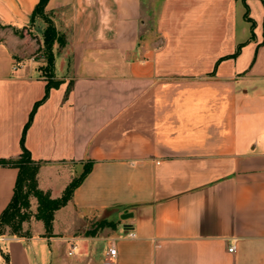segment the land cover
I'll return each instance as SVG.
<instances>
[{
    "label": "crops",
    "instance_id": "1",
    "mask_svg": "<svg viewBox=\"0 0 264 264\" xmlns=\"http://www.w3.org/2000/svg\"><path fill=\"white\" fill-rule=\"evenodd\" d=\"M39 2L0 0V25L36 32L0 39V159L45 95ZM246 4L49 0L60 86L25 146L53 199L91 171L51 235L0 237V264H264V0ZM17 177L0 166V216Z\"/></svg>",
    "mask_w": 264,
    "mask_h": 264
},
{
    "label": "trees",
    "instance_id": "2",
    "mask_svg": "<svg viewBox=\"0 0 264 264\" xmlns=\"http://www.w3.org/2000/svg\"><path fill=\"white\" fill-rule=\"evenodd\" d=\"M241 1L247 7V0ZM48 2L49 0H40L31 16L32 24H34L37 19H41L47 25L43 35V54L46 59V66L41 68L47 82L45 95L40 101L35 103L28 122L24 126L20 141L22 150L20 156L12 160L0 159L1 167L18 169V177L15 183L13 197L0 216V229H9L10 234L17 237L29 235V232L23 231V224L31 222L33 219L42 221L45 225L46 233L51 235L56 211L65 207L70 202L74 191L83 183L91 171V164L88 163L80 177L74 179L68 185L62 197L53 199L50 193L44 192L39 188L38 174L41 164L32 159L30 151L25 146L26 134L34 120L37 110L49 99L51 90L60 86V82L55 80V54L53 48L55 43L64 46L65 41L63 37L59 35L53 21L46 14ZM245 17L249 19L248 12H246ZM32 198H35L38 202L36 213H33L31 210ZM0 237H3V233H0ZM5 260L7 264H9L8 256H5Z\"/></svg>",
    "mask_w": 264,
    "mask_h": 264
},
{
    "label": "rangeland",
    "instance_id": "3",
    "mask_svg": "<svg viewBox=\"0 0 264 264\" xmlns=\"http://www.w3.org/2000/svg\"><path fill=\"white\" fill-rule=\"evenodd\" d=\"M11 31L16 36H18L19 38H23L24 36L30 37V38H35V34H36V32H34V31L15 30V29H12L10 27H6V26L0 25V39L3 38L4 36H6ZM39 51L44 53V41H43V47L40 50H37L36 53L39 52ZM44 66H46V64ZM87 165H88L87 163L84 164V169L86 168ZM23 226H24V224H23ZM0 233H3V236H12L10 234V230L9 229H4V230L0 229ZM12 237H17V236H12Z\"/></svg>",
    "mask_w": 264,
    "mask_h": 264
},
{
    "label": "built area",
    "instance_id": "4",
    "mask_svg": "<svg viewBox=\"0 0 264 264\" xmlns=\"http://www.w3.org/2000/svg\"><path fill=\"white\" fill-rule=\"evenodd\" d=\"M133 235V234H132ZM235 246H231L229 248V252L233 253L235 251ZM109 254L111 256V259H115L116 255H117V250L115 247H112L110 250H109ZM108 264H112V261H110Z\"/></svg>",
    "mask_w": 264,
    "mask_h": 264
}]
</instances>
